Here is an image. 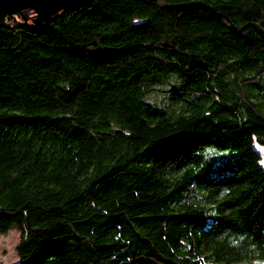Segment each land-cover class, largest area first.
<instances>
[{"label":"trees","instance_id":"obj_1","mask_svg":"<svg viewBox=\"0 0 264 264\" xmlns=\"http://www.w3.org/2000/svg\"><path fill=\"white\" fill-rule=\"evenodd\" d=\"M264 0L0 15V235L15 264L264 261Z\"/></svg>","mask_w":264,"mask_h":264},{"label":"water","instance_id":"obj_2","mask_svg":"<svg viewBox=\"0 0 264 264\" xmlns=\"http://www.w3.org/2000/svg\"><path fill=\"white\" fill-rule=\"evenodd\" d=\"M93 0H0V15H16L23 23L36 28L47 26L65 10L74 9Z\"/></svg>","mask_w":264,"mask_h":264},{"label":"rangeland","instance_id":"obj_3","mask_svg":"<svg viewBox=\"0 0 264 264\" xmlns=\"http://www.w3.org/2000/svg\"><path fill=\"white\" fill-rule=\"evenodd\" d=\"M16 17L19 19L18 16ZM255 146L261 154L262 163L264 161V147L259 144H255ZM262 164L264 165V163ZM21 235L22 232L18 228H12L8 233L0 235V264H15L19 260L16 246L20 241ZM250 264H264V261H253Z\"/></svg>","mask_w":264,"mask_h":264},{"label":"snow or ice","instance_id":"obj_4","mask_svg":"<svg viewBox=\"0 0 264 264\" xmlns=\"http://www.w3.org/2000/svg\"><path fill=\"white\" fill-rule=\"evenodd\" d=\"M262 163H264V161H262Z\"/></svg>","mask_w":264,"mask_h":264}]
</instances>
